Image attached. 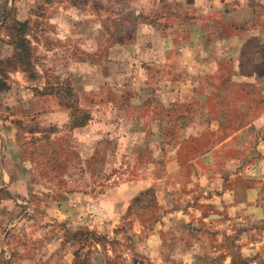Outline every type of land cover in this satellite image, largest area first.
I'll return each mask as SVG.
<instances>
[{"label": "rangeland", "instance_id": "obj_1", "mask_svg": "<svg viewBox=\"0 0 264 264\" xmlns=\"http://www.w3.org/2000/svg\"><path fill=\"white\" fill-rule=\"evenodd\" d=\"M261 33L264 0H0V264H264Z\"/></svg>", "mask_w": 264, "mask_h": 264}, {"label": "trees", "instance_id": "obj_2", "mask_svg": "<svg viewBox=\"0 0 264 264\" xmlns=\"http://www.w3.org/2000/svg\"><path fill=\"white\" fill-rule=\"evenodd\" d=\"M264 48V46H262ZM22 49V48H21ZM24 49V48H23ZM264 59V58H263ZM263 63H264V60H263ZM24 65V63H23ZM0 91H3V90H6L7 86H6V83L5 82H2L1 79H0Z\"/></svg>", "mask_w": 264, "mask_h": 264}, {"label": "crops", "instance_id": "obj_3", "mask_svg": "<svg viewBox=\"0 0 264 264\" xmlns=\"http://www.w3.org/2000/svg\"><path fill=\"white\" fill-rule=\"evenodd\" d=\"M261 34H264V33H261Z\"/></svg>", "mask_w": 264, "mask_h": 264}]
</instances>
